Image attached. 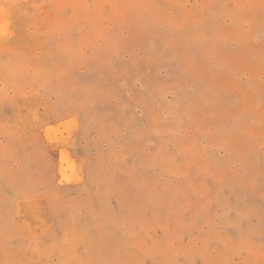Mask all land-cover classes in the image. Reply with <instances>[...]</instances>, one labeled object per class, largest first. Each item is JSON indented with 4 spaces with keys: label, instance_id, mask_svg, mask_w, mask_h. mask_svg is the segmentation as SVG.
<instances>
[{
    "label": "rangeland",
    "instance_id": "rangeland-1",
    "mask_svg": "<svg viewBox=\"0 0 264 264\" xmlns=\"http://www.w3.org/2000/svg\"><path fill=\"white\" fill-rule=\"evenodd\" d=\"M0 264H264V0H0Z\"/></svg>",
    "mask_w": 264,
    "mask_h": 264
}]
</instances>
